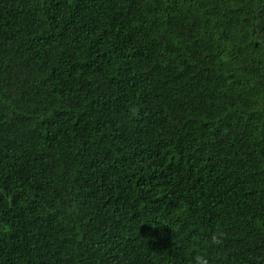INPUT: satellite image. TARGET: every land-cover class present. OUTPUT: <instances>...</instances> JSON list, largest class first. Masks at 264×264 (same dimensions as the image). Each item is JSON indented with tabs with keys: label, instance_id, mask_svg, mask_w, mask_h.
Here are the masks:
<instances>
[{
	"label": "trees",
	"instance_id": "obj_1",
	"mask_svg": "<svg viewBox=\"0 0 264 264\" xmlns=\"http://www.w3.org/2000/svg\"><path fill=\"white\" fill-rule=\"evenodd\" d=\"M197 255L264 264V0H0V264Z\"/></svg>",
	"mask_w": 264,
	"mask_h": 264
},
{
	"label": "clouds",
	"instance_id": "obj_2",
	"mask_svg": "<svg viewBox=\"0 0 264 264\" xmlns=\"http://www.w3.org/2000/svg\"><path fill=\"white\" fill-rule=\"evenodd\" d=\"M223 239L222 232H215L209 240L210 246L218 245ZM194 264H208L207 257L205 255H197L194 259Z\"/></svg>",
	"mask_w": 264,
	"mask_h": 264
}]
</instances>
